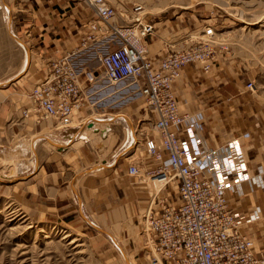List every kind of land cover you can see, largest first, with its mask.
I'll use <instances>...</instances> for the list:
<instances>
[{
	"label": "built area",
	"instance_id": "obj_1",
	"mask_svg": "<svg viewBox=\"0 0 264 264\" xmlns=\"http://www.w3.org/2000/svg\"><path fill=\"white\" fill-rule=\"evenodd\" d=\"M79 1L94 18L83 25L79 46L49 61L45 76L27 93L31 106L23 115L31 113L37 123L49 119L68 126L74 109L82 106V91L91 101L94 90L121 85L118 91L137 95L134 99H142L151 109L159 135V141L147 138L144 143L146 153L159 164L142 171L132 161L128 174L155 178L164 185L172 182L178 194L177 204L154 199L143 213L142 229L149 234L154 253L171 264H264V255L254 252L253 239L241 232V221L227 197L228 192L241 193L239 184L253 177L264 188L263 166L256 172L248 168L245 135L221 147H208L201 134L202 107L185 101L182 111L174 91L186 66L198 65L207 72L229 46L218 40L213 27H206L194 41L169 49L153 66L144 43L155 32L151 21L134 15L118 22L117 5L110 0ZM93 59L103 69L100 79L85 65ZM81 83L87 84L85 88ZM246 87L255 88L251 81ZM259 213L255 208L248 221H255Z\"/></svg>",
	"mask_w": 264,
	"mask_h": 264
},
{
	"label": "crops",
	"instance_id": "obj_2",
	"mask_svg": "<svg viewBox=\"0 0 264 264\" xmlns=\"http://www.w3.org/2000/svg\"><path fill=\"white\" fill-rule=\"evenodd\" d=\"M72 1L0 0V77L6 78L0 84V129L10 120L20 124L18 128L20 131L36 130L40 133L42 130L52 128L51 132L47 133L50 132L53 137H57L53 140L58 142L61 138L67 139L62 147H69L71 151L65 153L66 155L45 156L31 179L35 178L33 187H26L24 195L28 196V200L37 201V210L44 215L57 211L58 215L69 213L70 216H74L71 215L74 211L84 219L88 227L101 229L97 222L127 224L140 209L148 207L158 198V192L164 185L159 188L162 181L152 179L158 190L151 194L140 183L143 181L142 177L128 174L130 161L127 162L126 156L121 153L119 147L122 142L120 143V140L118 142V136L110 128V121L98 118L104 110V107L98 104L99 100L84 103L83 106L87 105L85 108L93 113L91 112L87 118H82L79 124L76 122L78 125L74 126L58 127L49 119L37 123L31 113L23 115L31 106L27 97L31 86L45 76L50 60L61 57L79 46L80 36L86 30L83 25L94 16L89 7L88 10L80 9L76 5H71ZM120 1L118 2L122 5ZM151 9L159 8L154 5ZM145 20L151 21L155 26L154 34L145 37L144 43L153 66H157L168 51L167 45L175 44L184 28L180 24V19ZM12 35L22 42L20 43L24 53H26L24 46L29 50L25 59L20 48L14 44ZM227 42L228 45L231 44L228 39ZM84 62L85 60L82 63ZM92 62L93 60H89L85 65H92ZM237 70V63L231 55L219 54L208 72H204L198 65L186 66L182 71V79L174 86V91L182 111L185 110L183 105L185 101L192 106L200 104L202 107L204 116L201 134L208 147H221L229 140L245 135L244 143L249 156L248 168L256 172L258 166L264 168V96L246 92L244 81L239 78ZM100 78L101 75H98V79ZM83 81L84 77L81 76L80 82ZM85 85L87 84L81 87L85 88ZM107 90L98 88L94 90V95H101L100 98L103 99ZM141 109V106L132 107L131 117H134V114H138V117L144 116L145 112L139 113ZM79 113H81L79 109L73 111L72 117L76 119ZM91 117H96L92 122L96 125L94 134L99 131L103 135L102 141L108 142L109 149L115 144L118 145V151L109 157L106 165L99 168H94L92 161L81 151L80 138L77 135L75 138H68L75 133L71 131L72 129ZM71 124L72 121L68 125ZM128 132L132 142L135 141L129 122ZM150 135L149 138L159 141L157 133ZM15 136L17 137L16 134ZM34 136L37 135L31 133V137ZM144 139L147 137L141 138L140 144L135 145L133 154L129 157L139 152L144 161L143 170H150L159 162L145 153ZM95 141L92 145H97L95 146L97 152L103 153L105 148L102 141L97 137ZM239 189L241 193L235 191L227 193L230 207L238 214L241 232L253 239L254 252L264 255V188L260 186L257 178L253 177L240 183ZM167 191L171 193L173 187ZM63 202L62 208L68 207V210L59 211L58 207ZM72 204L74 206H71ZM257 207L260 210L258 218L255 221H248ZM108 238L119 246L111 236ZM158 257H153L156 263L160 262Z\"/></svg>",
	"mask_w": 264,
	"mask_h": 264
},
{
	"label": "rangeland",
	"instance_id": "obj_3",
	"mask_svg": "<svg viewBox=\"0 0 264 264\" xmlns=\"http://www.w3.org/2000/svg\"><path fill=\"white\" fill-rule=\"evenodd\" d=\"M110 1L117 5L119 14L114 19L118 22H121L120 17L128 21L129 17L134 15H139L144 20L154 18V21L161 18L180 19L184 32L175 44L167 45V50L190 43L195 40V36L202 33L204 28L213 27L216 37L222 43L228 45L227 39L230 40L228 50L222 51L220 55H231L236 61L237 73L244 81L246 92L264 96V0ZM72 3L71 5H76L80 9L88 10L87 6L79 0H73ZM154 5H157L159 9H151ZM11 37L18 49L20 48L22 57L26 58L25 55L29 54V50L24 46L26 52L24 53L22 42L15 35ZM92 63L88 68L95 69L102 77L104 72L100 62L93 59ZM5 79L0 77V84ZM249 81L255 86L253 91L246 87ZM81 85L84 86L83 83ZM120 86L108 87L106 97L103 99L100 98L101 95H93L91 102L99 100L98 104L104 107V110L98 118L110 121V128L118 136V142L119 140L120 143L122 142L119 147L121 153L126 156L127 162L138 161L143 171L144 161L139 152L135 156H129L133 154L135 145L140 144L141 138H149L151 133H156L153 128L154 117L151 109L142 99H137L138 101L134 99L137 95L129 96L126 92L121 93L124 91H117ZM82 97V106L74 109V111L79 109L81 113L76 119L72 117L73 124L68 126H74L76 122L79 124L82 118H87L91 112L93 113L85 108L87 105L83 106L86 101H89L83 91ZM135 106L142 107L139 113L145 112L144 116L138 117V114H134V117H131L132 107ZM95 119L96 117H91L83 121L81 125L71 130L75 133L68 138H75L77 135L80 138L81 151L92 161L94 168H99L106 165L109 157L118 151V145L115 144L109 149L108 142L102 141L103 135L99 131L94 134L96 125L92 122ZM44 120L47 119L41 121L44 122ZM128 122L135 138L133 142L128 132ZM19 125L9 120L0 129V264H167L161 260L156 263L153 257L157 255L153 251L150 236L142 229V216L147 206L140 209L127 224L97 222L101 229L88 227L84 219L74 211L71 214L74 216H70L69 213L58 215L57 211L44 215L37 210V201L28 200V196L24 195L26 187H33L35 178L31 179L45 156L63 155L71 150L69 147H62L68 141L67 139L61 138L59 140L61 143L53 140L57 137L50 134L52 128L37 133L36 130L20 131ZM47 131L50 132L47 133ZM31 133L37 136L31 137ZM96 137L104 145L103 153H98L95 149L97 145H92L96 142ZM86 140L90 143L85 142ZM65 166L68 165L65 164ZM142 178L143 181L140 183L149 193L152 194L158 190L153 181ZM161 185H164L163 182L159 188ZM170 187H173L171 193L167 191ZM175 188L172 182L164 185L159 190L157 199L166 198L175 205L178 201ZM63 204L64 202L59 205L61 207H58L59 211L68 210V207L62 208ZM108 236H111L119 246H116Z\"/></svg>",
	"mask_w": 264,
	"mask_h": 264
},
{
	"label": "bare ground",
	"instance_id": "obj_4",
	"mask_svg": "<svg viewBox=\"0 0 264 264\" xmlns=\"http://www.w3.org/2000/svg\"><path fill=\"white\" fill-rule=\"evenodd\" d=\"M83 3V2H82ZM139 7H137V9H138ZM126 13V12H125ZM141 17V16H140ZM142 18V17H141ZM144 20V19H143ZM218 40H219V38H218ZM219 41H221V40H219ZM222 42V41H221ZM208 72V71H207ZM121 87H119V89H120ZM119 89H117V91L119 90ZM157 133V132H156ZM158 134V133H157ZM157 161V160H156ZM152 179H155V178H152ZM145 232H147V231H145ZM158 256V255H157Z\"/></svg>",
	"mask_w": 264,
	"mask_h": 264
}]
</instances>
